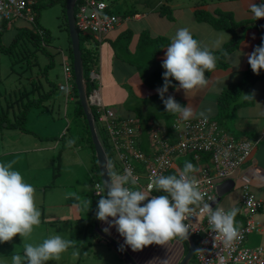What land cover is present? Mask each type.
I'll return each mask as SVG.
<instances>
[{
    "label": "rangeland",
    "instance_id": "374dc122",
    "mask_svg": "<svg viewBox=\"0 0 264 264\" xmlns=\"http://www.w3.org/2000/svg\"><path fill=\"white\" fill-rule=\"evenodd\" d=\"M104 1L110 6L114 14L124 17L126 13L136 10L141 13L146 12L148 4L145 2L156 4L159 3L158 1L163 0ZM231 1L236 0H171L172 5L180 4L184 10H189L198 3L215 9L221 5L231 6L236 4L231 3ZM63 11L64 7L61 2L51 3L50 0H41L39 10L35 11L38 19V28L35 24H27L20 21L13 24L11 28L7 27L2 36L3 45H11L13 47L10 54L4 53L0 49V98L4 96L6 90L11 93V97L5 96L2 98L3 101L2 99L0 100V117L1 115H8L11 120L27 119L23 124L28 128L29 132L26 133L20 129L0 130V161L14 162V168L20 171L24 179L34 186L36 190V205L41 211V223L45 228L40 224L34 228L30 239L22 242V238L18 234L11 241L3 242L1 245H12L14 249H17V245L19 244L18 250L23 255L25 243L42 242L52 235L60 234L67 239H71L74 247L62 253L59 261H48L47 264H103L105 260L102 257L96 259L93 256V252L97 250H95L96 246L93 247L91 244L92 238L89 235L91 226H88L89 221L93 217L94 200L96 199V179L93 177L95 153L87 136L80 140L81 130H79V121L73 114V100H69L60 89H55L51 97L44 101L42 106H30L29 110L24 113L27 108L26 102L39 96V91L31 90L30 78H35L36 84L41 86V93H44L47 89V82L43 75V68L50 61L46 57V54L41 49H37L30 38L26 37L25 34L27 32L35 33V35L39 34L38 30L40 26L50 33L52 39L47 48L54 55V67L49 71V77L56 86L66 83L64 58L70 64L73 63V59L70 52L69 30H67ZM235 14L238 17L237 12ZM190 16H192L190 12H187L186 21L179 24L182 26L185 23V27L183 28L190 29L194 37L201 42V46L209 47L215 55L223 52V41L218 48L213 47L220 36L219 33L205 30L201 25H197L195 21L190 20ZM166 19L169 21V18ZM1 20L3 19L0 17ZM223 34L228 37L229 32L226 31ZM208 35L210 36L209 38ZM81 37L83 50L88 51L93 47L98 50L100 56L101 47L93 42V37L83 36V34ZM231 43L229 42L227 47ZM234 45H231V50L234 49ZM156 46L157 44H155ZM153 70L158 69L154 67ZM149 80H152V77ZM262 82L264 83V81ZM100 84L102 85V82ZM70 85H72V82H70ZM25 89L28 90V94L22 99L19 91H24ZM124 90H127L130 95L127 101L124 100V103L126 101V104L123 105L125 107L124 111L134 112L139 108L141 115L144 116L146 112L140 108L142 104L148 106V112L155 113L157 111L160 98L158 94L156 97H153L152 94L145 92L142 93V96H138L135 94L136 87L133 84H127ZM108 91L109 89H105L104 91L106 93L105 106L114 111H119L121 106L114 104V100H112L117 95L110 94ZM74 95L75 92H71L70 99ZM119 105L122 104L119 103ZM93 107L97 111V107ZM177 117L175 114L171 117V120L174 121ZM216 118L222 119L221 115H217ZM98 124L100 132L107 142L108 139H106L103 124L100 122ZM111 153L112 171L121 175L124 174L121 173V166L116 164L118 159L116 154L113 150H111ZM177 162L184 167L185 162H188V158L181 157L177 159ZM193 165L196 167V171L192 176L197 180L200 167L195 163ZM141 182H146L144 177L141 178ZM59 192H62V198L51 199L50 196L54 195V197H57L56 194ZM66 193L69 196H74L69 204L65 196ZM45 198L47 203H55L57 205L55 208L60 207L61 209L59 208L53 212L50 210L51 207H45L43 203ZM86 199L91 200L89 211L83 208L81 203ZM224 202L225 197L219 206H223ZM194 206L197 207L198 204ZM239 219L240 215L238 213L235 217L237 226ZM256 219L261 222L258 216ZM38 229L41 230L38 231ZM252 237L253 235L248 236V246H250L249 241ZM197 240L195 238V242ZM263 243L259 241L257 245ZM74 251L78 252L79 255H73ZM118 256L120 259L112 257L111 261H108V264H120V262L128 264L127 261H124L120 257V254ZM0 261L3 264H7V261L2 257H0ZM8 264H11V260ZM190 264H195V260H192Z\"/></svg>",
    "mask_w": 264,
    "mask_h": 264
},
{
    "label": "crops",
    "instance_id": "0c3cea01",
    "mask_svg": "<svg viewBox=\"0 0 264 264\" xmlns=\"http://www.w3.org/2000/svg\"><path fill=\"white\" fill-rule=\"evenodd\" d=\"M158 2L159 3L156 4L145 2L148 4V8H146V12L143 13L138 10L132 11L125 14L128 15L127 18L117 15L120 18V22L112 32L105 36L102 44H98V46L100 45L101 47V54L99 56V66L96 70L101 75L102 85L100 86V89L103 102L104 104L106 103V93H104V91L105 89H109L108 93L117 95L116 98L112 99L114 100V104L121 106L119 111L116 110V112L123 118L135 117L137 119L135 112L124 111L125 107L123 105L126 104V101L130 97L129 92L124 90V87L127 84H133L136 87L135 94L138 96H142V93L147 92L148 94H152L153 97H156L158 94L157 89L154 87L150 88L148 83L145 82L143 76H146L149 73L150 77H153V79H156L160 75L163 77V72L165 70L162 68V62L165 58L166 47L171 43L177 30L185 27V23H183L182 26L179 23L186 21L187 12H190L192 15L189 19L195 21L197 25H201L205 30H209L210 32H217L223 37V50L227 47L229 42H232L230 45L235 44L234 49H232L229 56L224 59L223 64H220L219 61H217L216 69L212 72H206V77L209 80V83L206 86L199 87L189 92V97L185 95L184 90L181 89L177 91L176 88L171 87L168 94H166V98L167 95L174 96L182 105L191 104L196 108L197 112L210 110L207 113L208 119H215L213 121H216L219 124L221 130H224L234 138H246L254 143V150L251 157L231 176V179L235 180L237 188L225 196V202L221 207L226 210L237 208L239 210L238 213L241 214L243 186L246 181H249L252 192L263 203L257 216L264 226L263 79L258 80L250 87L249 95L254 97L252 98L251 103L240 107L235 113L227 116L226 120L223 122L216 118L217 115L219 116L220 112L218 106L219 98L230 85L240 83L244 79L245 72L248 71L250 67V64L248 63V54L252 53L255 47L264 42V23H260L259 21L262 18L255 19L249 11L251 3L259 4L261 0L231 1V3L233 2L236 4L231 6L221 5L216 9L198 3L189 10H184L180 4L172 5L171 0H169V2L168 0ZM162 3H167L172 9V18H169V21L166 19L168 16H163L159 13L158 8ZM198 11L201 13L203 12L204 14H199L198 16ZM235 12H237L238 17H236ZM240 13H242V15H240ZM222 14H230L237 26H233V33L227 31L229 32L228 37L223 34L226 32L225 30L215 29L210 21V19H219ZM145 34L149 35L154 42H157L156 47L149 46L148 50L143 48V46L147 47V44L153 45L151 43L145 42L143 44V42H141V39ZM209 37L210 36L208 35V38ZM94 40L96 39L94 38ZM140 45L143 46L141 47ZM158 47H160L161 50L155 57L154 53ZM238 56H240L239 67H233ZM154 67L158 70H153ZM260 71L264 74V69H261ZM173 84L178 86L179 82L173 79ZM124 100H126L125 103ZM119 103L122 105H119ZM163 106V109H165V105ZM140 108L146 112L145 115L150 114L147 110V105L142 104ZM156 112H158V110L155 111V113ZM176 116L179 117L178 114H176ZM197 118L201 117L194 115L190 119ZM150 122L159 124L162 130L161 135L170 142H175L172 134V120L166 122L163 119L159 121L152 119ZM145 152L155 155L159 153V148L156 146H149V150ZM206 157L207 156H204L201 159L203 163H205ZM136 166L141 174H145L146 171L139 163H136ZM183 168L182 164L175 161L173 170L169 172L168 175H178L179 170H182ZM159 194L164 195L163 192H159ZM56 196L57 197H54L53 195L50 197L53 200L62 198V192L57 193ZM65 196L68 204L72 198H74V196H69L67 193ZM43 203L45 207H51L50 210L53 212L60 208H55V206H57L55 203H47L46 198ZM111 219L112 218L110 217L109 220ZM244 222V218L240 217L238 225H242ZM40 224L45 228L42 223ZM105 227H108V224L100 221L99 228L103 231ZM41 229H38V231ZM106 234L112 238L113 242L108 241L100 234V237L96 238H92L90 235L92 238L91 244L93 247L96 246L95 250H97L96 252H93L92 250L93 256L96 259L102 257L105 260L103 264H108V261H111L112 257L115 259L119 258L118 255L120 252L116 245L121 246L131 256L135 264H180L189 250V244L187 247L188 241L186 239L174 238L163 245L152 244L145 246L142 250L133 251L130 247L124 245L123 237L119 235L115 228H111L110 232ZM21 241L23 242V240ZM259 241L264 242V233L253 234L252 239L249 241V245L251 247H257ZM17 242L19 243V241ZM38 243L41 242H36L34 244ZM1 244L2 243H0V257L4 258L5 261H7V264L11 260L13 254H20L18 250L19 244L17 245V249H14L12 245L6 246ZM122 263L124 262H120V264Z\"/></svg>",
    "mask_w": 264,
    "mask_h": 264
},
{
    "label": "clouds",
    "instance_id": "9594fccd",
    "mask_svg": "<svg viewBox=\"0 0 264 264\" xmlns=\"http://www.w3.org/2000/svg\"><path fill=\"white\" fill-rule=\"evenodd\" d=\"M35 11H37L36 7ZM249 11L255 19L264 18V0H261L259 4L251 3ZM12 26L13 24L11 26L8 24L7 27L11 28ZM79 33L81 37L82 34L80 31ZM222 41L223 37L221 36L216 40L213 47L218 48ZM102 42L97 43L102 44ZM166 49L165 58L162 62V68L165 70L163 72L164 83L162 87L157 89V93L165 105L166 112L174 115L178 114L180 119L185 121L194 115L206 120L208 118L207 113L210 110L197 112L196 108L191 104L182 105L174 96L167 95V98L165 97L170 87L176 88L177 91L182 89L185 95L188 96L189 92L206 86L209 83L206 72H212L216 69L217 56L209 47L201 46V42L194 37L188 28L178 29ZM239 58L240 56L236 58L233 67H239ZM248 63L252 71L257 75L261 69H264V42L255 47L252 53L248 54ZM68 66L71 68L73 76L74 60L70 64L64 58V73L65 68ZM98 66L97 64L92 67L90 73L91 81L98 83L96 89L100 88V82L102 81H99L97 77H93L92 72H95L96 75L99 74L101 77L96 70ZM173 79L179 82L178 86L173 84ZM90 95L88 94L89 99ZM69 96V100L74 99H70ZM250 98L254 97L252 95L243 96V100ZM92 109H94L93 106ZM241 139L249 141L252 145L251 153L246 159L247 161L254 150V143L250 139ZM189 155L193 158L194 163L200 167L201 160L200 162L196 160L194 153L183 157H188ZM229 155V151L225 149V158ZM204 156L208 157L209 155L201 154V159ZM179 158L181 157L177 159ZM107 168L109 169L106 173L108 179H105L104 185H102V191L105 192V195L102 194L100 196L95 213L99 221L108 224V227L103 229L105 233H109L111 228H115L119 235L123 237L124 245L130 247L133 251L142 250L145 246L152 244L163 245L174 238L188 237L189 225L186 221L189 214L193 211L192 206L199 204L204 199L198 187L199 182L192 176L196 171L193 163L185 162L184 168L179 175H156L152 180V186L158 192L164 193V195L158 196H152L149 190L136 187L138 178L133 175L130 168L125 169L122 175L111 170L113 165L110 162L107 164ZM236 188L235 182L233 190ZM35 193L34 186L28 183L22 173L14 168V162L0 161V243L11 241L17 234L20 235L23 241L32 237L34 228L41 223V211L36 205ZM150 196L151 198H149ZM81 203L83 208L89 211L91 200L86 199ZM241 210L242 212L244 211L242 207ZM238 211L237 208H231L230 210H225L223 207L213 208L208 203H204L201 208V212L208 216V224L211 231L223 237V244L226 248H230L240 238L239 228L235 220ZM110 217L112 218L111 220H109ZM257 221L260 222L259 220ZM262 228L263 231L260 234L264 233L263 225ZM193 239L195 240L194 237ZM258 246H264V244ZM73 247L74 243L71 239L55 234L38 244L25 243L23 255L13 254L11 256V264H47L48 261H59L61 254ZM195 254L193 256L194 260ZM73 255H79V253L74 251ZM120 256L128 264H135L132 258V262H130L124 255L121 254ZM0 264H3V262L0 261Z\"/></svg>",
    "mask_w": 264,
    "mask_h": 264
},
{
    "label": "built area",
    "instance_id": "2783aa9c",
    "mask_svg": "<svg viewBox=\"0 0 264 264\" xmlns=\"http://www.w3.org/2000/svg\"><path fill=\"white\" fill-rule=\"evenodd\" d=\"M40 0H0V17L9 26L19 21L34 24L36 21L35 7ZM110 6L104 0H78L75 6L76 26L84 36H92L102 42L105 36L112 32L120 18L109 15ZM93 77L101 80L99 74L92 72ZM66 84L60 90L68 96L72 85L71 68H65ZM101 86V84H100ZM92 106L97 107V120L103 124L107 142L117 156V161L123 169L130 168L138 178L136 187L149 190L152 196L161 195L152 186L156 175L168 176L173 170L175 160L187 154H195L196 160H201V154L209 155L206 163L201 160L198 171V187L204 199L198 206H192L186 223L189 234L197 238L196 264H264V246L256 248L247 245V237L263 231L262 225L255 217L262 206V202L252 192L249 181L243 186L240 217L244 224L238 225L240 238L230 248L223 244V237L211 231L208 216L201 212L204 203L213 204L217 199V186L231 178L251 153L252 145L244 139H237L221 130L219 124L211 119H189L187 121L177 117L171 123L175 142H170L161 134L159 124L150 122V146L159 148V153L153 155L141 148V122L135 117H121L111 108L105 106L101 89H94L90 95ZM109 146V145H108ZM230 155L225 158L224 150ZM139 163L145 174H141L136 166ZM182 170H179V173ZM144 177L147 182L142 183ZM151 186V187H150ZM101 184L95 185L96 196H102ZM99 195H98V194ZM151 198V196L149 197ZM146 203V202H144ZM216 207H221L216 205ZM225 209V208H224ZM226 210V209H225Z\"/></svg>",
    "mask_w": 264,
    "mask_h": 264
},
{
    "label": "trees",
    "instance_id": "16d2710c",
    "mask_svg": "<svg viewBox=\"0 0 264 264\" xmlns=\"http://www.w3.org/2000/svg\"><path fill=\"white\" fill-rule=\"evenodd\" d=\"M50 2L51 3L61 2V4L64 7L63 12H64L65 23L67 26V30H69L68 19H67V15H66L67 0H50ZM168 2H169V0H168ZM39 8H40V3L36 5V10L38 11ZM158 9H159V13L161 15L168 16V18H172V9L169 5H167V3L160 4ZM108 14L109 15H115L111 9H109ZM135 14H138V13H135ZM199 14H204V13L203 12L201 13L198 11V16H199ZM125 17L127 18L128 15H125L124 18ZM37 21H38V19H37ZM37 21L35 23L36 27H37ZM210 21L212 22L213 27L217 30H225V31H229V32L233 33L234 32L233 26L237 27L236 23H234V20L230 14H222V16L219 19H210ZM7 26H8V23L4 19L0 21V49L4 53L10 54L13 46H11V45L10 46H4L2 43V36L5 33ZM38 32H39V34H36V35H35V33L27 32L25 35H26V37L30 38V40L36 45L37 49H41L46 54V57H48V59H50L48 65L43 68V75L46 78V82H47L46 88L47 89L44 91V93H41V91H40L41 86L36 84L35 78H30V80H31L30 85L32 86L31 90L32 91H39V93H38L39 96L34 97L33 99H30L28 102H26L25 105L27 106V108H26L24 113H26L29 110L30 106H32V107L42 106L44 104V101H46L47 99H49L51 97L54 90L55 89L59 90L60 86H61V85L56 86L55 83L49 77V71L51 69H53V67H54V61H53L54 55L47 48L49 46V44L51 43L52 36L50 35V33L46 29H43L40 26H39ZM124 36H126V35H124ZM69 40H70L71 57L74 60L70 34H69ZM93 42L96 45H98V43H97L98 41L94 40V38H93ZM141 42H143V44L145 42L153 44V45L147 44V47L140 45L141 47L143 46V48H145V50H148L149 46H155V44H157V42H154V40H152L150 38V36L147 34H145L144 37H142ZM230 47H231V45L226 47L223 50V52H219V54L216 55L217 61H219L220 64L221 63L223 64L224 59H226L229 56V53L231 52ZM81 50L83 53L84 75H85L86 84H87V92H88V94H91L93 89H96L98 87L97 82L91 81L90 73L92 70L91 68L96 66L99 63V52L97 49H95L93 47L91 48V50H88V51L83 50L82 40H81ZM160 50H161V48L158 47L154 53L155 57ZM224 66H225V64H224ZM248 71L245 72L244 79L240 83L230 85L225 90L223 95L219 98V100H218V106L220 108L219 116L221 115V117L223 119V120L221 119L220 121H222V122L225 121L227 116L235 113L240 107H243V105H247V104L251 103L252 98H250L248 100H243V96L249 95V90H250L249 88L254 83H256L258 80L263 79V81H264V74L261 71L257 75L256 73H254L252 71L251 66L249 67ZM22 78H24V77H22ZM143 78H145V82L148 83L150 88L154 87L155 89H158V88L162 87L163 83H164V80L162 79L161 75L159 77H157L156 79H153V77H152V80H149V78H151V77L148 73L146 76H143ZM65 80H66V78H65ZM21 82H24V81H21ZM69 82H72V87H73L72 92H75V95L73 97L74 98L73 99V102H74V108H73L74 113L73 114H74V117H76L77 120L79 121L78 122L79 127H80L79 130H81V132H80L81 135L79 134L81 136L80 140L84 139L87 136V139H89V142H91V147L93 148L94 153H95V155H94L95 164L93 167V177L96 179L95 185L97 183H99L102 186L103 183H102L101 174H100V170H99V166H98V161L96 158L95 147L92 143L91 133H90V129H89V125H88L86 116L84 114L83 108H82L81 103L79 101V95H78L77 87L75 84V74L74 73H73L71 80H69ZM19 93L22 96L21 98L23 99L25 96H27L26 94H28V90L25 89L24 91L23 90L19 91ZM5 96L11 97V93L6 90V93H4L3 97H5ZM2 98H0V100ZM2 101H3V99H2ZM163 105L164 104H163L162 100L160 99L159 106L157 105L158 112H156V113L149 112L150 113L149 115L142 116L139 108H137V110L134 111L135 113H137V119L138 120L140 117L141 124H142L141 125V130H142L141 148L143 151H148L149 146H150V142H149V139H150L149 133H150V129H151L150 125H149L150 120L154 119V120L159 121V120L163 119L166 122H170L171 117L174 115V114L166 112V110L163 109L164 108ZM159 107H160V109H159ZM93 112L97 118L98 117L97 111L93 109ZM25 120H27V119L11 120L8 115H1V117H0V130H3V129H20V130L25 131L27 133V132H29V130L23 124ZM110 144L111 143H109V146H108V143H107V151L110 155V163L112 164V162H111V157H112L111 150H112V148H111ZM187 158H188V161L194 163V160L191 157V155H189ZM116 164L120 165L118 161H116ZM121 173H123V169H121ZM104 195H105V192H104ZM95 197H96V199L94 200L93 217H92V220L90 221V224H89V226H91L89 229V235H91L92 238L100 237L98 232H96V230H95V226H96V214L95 213H96L97 206H98V200L101 197L100 196H95ZM187 247H188V243H187ZM186 250H187V248H186ZM195 261H196V259H195Z\"/></svg>",
    "mask_w": 264,
    "mask_h": 264
},
{
    "label": "water",
    "instance_id": "95a60500",
    "mask_svg": "<svg viewBox=\"0 0 264 264\" xmlns=\"http://www.w3.org/2000/svg\"><path fill=\"white\" fill-rule=\"evenodd\" d=\"M77 1L78 0H67L66 3V15L68 19V28L71 37L72 51L74 56L75 84L79 95V101L81 103V106L83 108L84 114L86 116L89 125L92 143L95 147L96 158L98 161L102 183L104 185V180L108 179L106 173L109 171V169L107 168V164L110 162V155L107 151L106 142L100 132L97 119L96 116L94 115L92 104L90 102L87 93V84L84 75L83 53L81 50V37L76 27V20H75V5ZM259 21L260 23H263L264 18H262ZM234 188H235V180L233 179L225 180L223 183L219 184L216 188L217 199L212 204V207L214 208L216 205L220 204L222 198L228 195ZM99 222L100 221L96 219L97 225L95 227V230L102 237H104L108 241L113 242L112 238L99 228ZM184 239L188 241L189 250L180 264H189L196 252V242L190 234H188V237ZM116 247L122 255H124L130 262H132L131 257L124 251L123 248H121L119 245H116Z\"/></svg>",
    "mask_w": 264,
    "mask_h": 264
},
{
    "label": "bare ground",
    "instance_id": "6f19581e",
    "mask_svg": "<svg viewBox=\"0 0 264 264\" xmlns=\"http://www.w3.org/2000/svg\"><path fill=\"white\" fill-rule=\"evenodd\" d=\"M192 236V235H191Z\"/></svg>",
    "mask_w": 264,
    "mask_h": 264
}]
</instances>
